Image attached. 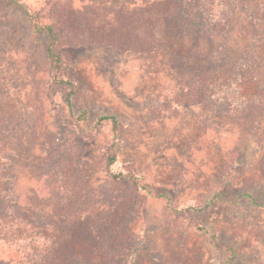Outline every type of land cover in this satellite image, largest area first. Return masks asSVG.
Returning <instances> with one entry per match:
<instances>
[{
    "label": "rangeland",
    "instance_id": "obj_1",
    "mask_svg": "<svg viewBox=\"0 0 264 264\" xmlns=\"http://www.w3.org/2000/svg\"><path fill=\"white\" fill-rule=\"evenodd\" d=\"M19 2L35 13L53 0ZM46 46L23 6L0 0V213L68 238L53 261L7 238L0 264H264V0H184L150 53L66 47L75 112L116 114L117 139L51 91ZM201 76L208 95L188 104ZM115 140L113 170L135 175L142 206L107 174Z\"/></svg>",
    "mask_w": 264,
    "mask_h": 264
},
{
    "label": "trees",
    "instance_id": "obj_2",
    "mask_svg": "<svg viewBox=\"0 0 264 264\" xmlns=\"http://www.w3.org/2000/svg\"><path fill=\"white\" fill-rule=\"evenodd\" d=\"M20 3L35 32L44 34L47 38L46 54L52 64V79L50 88L53 93L61 94L70 115L79 121L92 125L100 130L104 122H111L115 139L119 137V118L116 114H105L90 121L88 110L76 113L74 101L83 92L80 84L67 74L66 47H112L122 52L150 53L154 51L158 37L168 19L178 13L184 0H141L140 2H124L112 7L103 4H86L76 7L72 0H53L49 2L46 11L31 13L19 0H9ZM48 18L43 22L42 19ZM260 19V18H259ZM207 76H201L197 82L189 86L184 92L188 104H198L207 97ZM1 141V138H0ZM118 141H113L105 152V169L115 184V190L120 189V181H127L133 188L135 198L142 206L145 196L140 191V185L132 173L116 172L113 166L118 157ZM253 201H257L252 192L244 194ZM209 207V203L205 208ZM29 225L17 213H0V241L11 239L12 244L20 245L29 239L30 251L34 250L46 255L41 259L38 254L24 250L29 260L53 261L61 259L64 245L68 239L57 230L47 225ZM41 236L43 242L35 240ZM20 242V243H19ZM28 247V246H26ZM25 247V248H26ZM20 255V254H17ZM59 256V257H58ZM68 258L66 257L64 261ZM35 261V260H34Z\"/></svg>",
    "mask_w": 264,
    "mask_h": 264
}]
</instances>
